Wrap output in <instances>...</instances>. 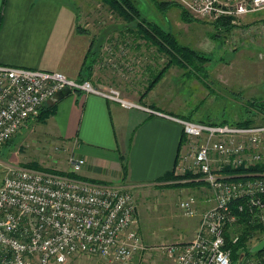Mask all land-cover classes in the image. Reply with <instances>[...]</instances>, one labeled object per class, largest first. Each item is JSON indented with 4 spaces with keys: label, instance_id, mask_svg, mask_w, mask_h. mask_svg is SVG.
Returning a JSON list of instances; mask_svg holds the SVG:
<instances>
[{
    "label": "built area",
    "instance_id": "2783aa9c",
    "mask_svg": "<svg viewBox=\"0 0 264 264\" xmlns=\"http://www.w3.org/2000/svg\"><path fill=\"white\" fill-rule=\"evenodd\" d=\"M170 1L196 18L239 17L264 9V0ZM107 51L108 64L118 73L119 64L116 57L112 61L109 46ZM64 88L101 95L125 108L158 113L124 99L113 86L100 88L90 80L67 77L56 70L0 63V145L36 118L44 103ZM172 118L181 122L187 145L180 159H186L190 151V168L202 176L213 203L199 211L192 193L179 199L180 211L189 217L198 215L199 225L189 241L166 248L167 264H232L225 228L237 223L242 212L252 214L264 227V122L237 125ZM84 163L83 157L68 154L71 174L78 173ZM185 165L178 164L182 174L187 172ZM224 167L243 170L231 177L221 172ZM133 188L55 170L7 167L0 179V264H64L74 255L127 264L142 247L133 225L137 209ZM238 237L234 235L232 242ZM259 240L250 242V247ZM248 255L242 253V264H262Z\"/></svg>",
    "mask_w": 264,
    "mask_h": 264
},
{
    "label": "rangeland",
    "instance_id": "374dc122",
    "mask_svg": "<svg viewBox=\"0 0 264 264\" xmlns=\"http://www.w3.org/2000/svg\"><path fill=\"white\" fill-rule=\"evenodd\" d=\"M74 1L79 28L92 31L93 27H114L103 37H107L105 42L96 36L94 53L91 52L94 61L86 63L88 67L84 69L86 75L83 77H88L93 69H111L108 64L111 60L107 51L109 46L113 51L112 61L116 57L119 64V72L114 74L120 78L111 79L112 85L108 87L120 88L122 97L144 98L166 75L165 84H171L177 94L172 102H175L176 111L184 112L182 116L206 122H264V111L251 105L253 101L264 102V23L253 18L259 12L264 14V9L239 17L196 18L190 15L195 19L186 21L182 19L181 7L168 4L170 0H128L137 10L134 13L131 9L112 7L104 0ZM219 21H229V26L225 28ZM154 26L171 32L179 43L208 55L210 60L201 66L190 65L187 61L181 65L176 61L169 63L168 54L160 51L152 38ZM164 66L167 68L163 71ZM170 66L171 72L165 74ZM99 83L95 85L99 86ZM37 118L28 121L8 143L0 145V179L9 166L31 165L68 171V156L62 155L61 149H56V143L46 142L38 135L37 123L44 122L46 118ZM185 147L184 140L182 152H185ZM188 154L190 151L186 159L178 160V163L186 164L187 172L184 173H190L180 183L171 184V180H166L133 188L137 204L133 225L140 234L142 247L127 264H167L166 248L193 238L199 221L180 211L179 199L190 192L204 191L203 197L209 198L212 193L202 176L190 168L192 162ZM175 171L181 173L177 168ZM233 225L225 228L231 242L236 229ZM242 253L241 249L233 264H242ZM249 258L264 264V255L253 252ZM64 264L126 263L98 256L74 255Z\"/></svg>",
    "mask_w": 264,
    "mask_h": 264
},
{
    "label": "crops",
    "instance_id": "0c3cea01",
    "mask_svg": "<svg viewBox=\"0 0 264 264\" xmlns=\"http://www.w3.org/2000/svg\"><path fill=\"white\" fill-rule=\"evenodd\" d=\"M73 1L5 0L2 4L0 0V63L56 70L77 79L90 77L94 85L100 82V88L112 85L111 79L120 78L115 70L93 69L88 77L83 72L96 36L103 38L114 27L95 28L91 23L92 31L79 28ZM253 18L264 23L260 12ZM171 70L170 66L165 74ZM165 76L144 98L123 96L159 114L125 108L94 93L68 92L44 103L43 108L50 110L44 122L37 123L38 135L63 148L65 157L73 154L85 159L78 177L134 188L157 183L158 177L178 168L185 140L180 123L172 118L185 117L184 112L176 111L172 100L177 94L171 84H165ZM192 194L199 211L213 203L212 197H203L204 191ZM191 217L199 221L198 215Z\"/></svg>",
    "mask_w": 264,
    "mask_h": 264
},
{
    "label": "trees",
    "instance_id": "16d2710c",
    "mask_svg": "<svg viewBox=\"0 0 264 264\" xmlns=\"http://www.w3.org/2000/svg\"><path fill=\"white\" fill-rule=\"evenodd\" d=\"M106 1L108 4H110V6L112 7H116V8H120V9H131L132 13L137 12V10L133 7V5L130 4V1L128 0H104ZM5 0H2V4H4ZM168 4H176L173 2H169ZM181 16L183 20H194L195 18L191 17L190 14L187 11H184L183 8H181ZM222 21V20H221ZM219 21V22H221ZM228 22V23H226ZM226 22H221L220 24H222L223 27L227 28L229 25V21ZM154 30L151 29V35L153 40L155 41V43L158 45V49L160 51H164L168 54L169 59L167 61H169V63H172L176 61L177 64H183L184 61L189 62L190 65H194V66H201L203 64H205L206 62H208L210 60L209 56L204 54L202 55V53H199L198 51H196L195 49L190 48L187 45H183L181 43H179V41L173 36V34L169 31H164L160 28H156L154 26ZM174 60V61H173ZM91 62L94 61L93 57L90 60ZM168 63V64H169ZM167 66V65H166ZM88 65L84 66V69L87 68ZM113 71L114 69L112 67H110ZM163 71L167 68V67H163ZM110 69V70H111ZM202 69V68H200ZM251 105L253 106V108H258L262 111H264V102H256L253 101L251 102ZM50 107L47 108H41L39 115L37 116V119H41L44 120L47 115L49 114V109ZM182 118H186L188 120H192L190 118L187 117H182ZM206 122V121H204ZM220 122H226V121H220ZM246 121H242V122H229V123H234L237 125H249L251 123H245ZM216 123V122H213ZM11 140V139H10ZM8 140V141H10ZM8 141L4 142V144L8 143ZM28 167H33V166H28ZM35 168H40L37 166H34ZM43 169V168H41ZM50 170V169H47ZM240 170H243L242 168L236 169V168H231V167H224L221 172H224L226 174H228L231 177H235V174H237L238 172H241ZM60 173H64V174H68L71 175V177H78L77 173H72L69 171H57ZM175 169H172L166 173H164V175L160 176L157 178L156 181H166L168 180L170 182L171 180V184H174L175 182H179L186 179L187 176L190 173H184V174H178L175 173ZM81 178V177H80ZM178 184V183H175ZM252 214H250L249 212H242L240 213V218L239 220H237L238 222L233 225L236 227L235 231H234V235H238V240L237 242H231L229 235L227 234L225 230L224 231V238H225V246L228 247L231 251V259H232V264L233 261L239 256V252L242 249V252H245V254H252V252H250L249 247L247 246L250 242H253V240H259L261 239L262 236H264V227L259 224L256 220H254L251 218ZM238 248H240L238 250ZM257 255H264V249L258 252H255ZM262 263V262H261ZM263 264V263H262Z\"/></svg>",
    "mask_w": 264,
    "mask_h": 264
},
{
    "label": "water",
    "instance_id": "95a60500",
    "mask_svg": "<svg viewBox=\"0 0 264 264\" xmlns=\"http://www.w3.org/2000/svg\"><path fill=\"white\" fill-rule=\"evenodd\" d=\"M70 92L68 90V88H64V89H61V90H57V92H55L53 94V96L51 97V99H58L60 96L66 94ZM264 249V237L261 238L257 243L253 244L251 247H250V251L251 252H258V251H261Z\"/></svg>",
    "mask_w": 264,
    "mask_h": 264
},
{
    "label": "bare ground",
    "instance_id": "6f19581e",
    "mask_svg": "<svg viewBox=\"0 0 264 264\" xmlns=\"http://www.w3.org/2000/svg\"><path fill=\"white\" fill-rule=\"evenodd\" d=\"M156 112V111H155ZM158 114H159V112H158ZM176 118H180V119H186V118H182V117H176ZM176 121H178L179 123H180V125H181V127H182V124H181V122L179 121V119H177ZM202 122H204V121H202ZM77 156V155H76ZM56 171V170H55Z\"/></svg>",
    "mask_w": 264,
    "mask_h": 264
}]
</instances>
